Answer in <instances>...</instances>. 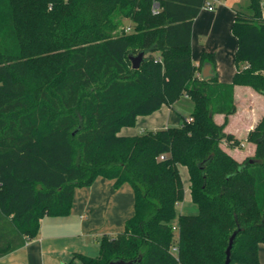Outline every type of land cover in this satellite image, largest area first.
Listing matches in <instances>:
<instances>
[{"label":"trees","instance_id":"trees-1","mask_svg":"<svg viewBox=\"0 0 264 264\" xmlns=\"http://www.w3.org/2000/svg\"><path fill=\"white\" fill-rule=\"evenodd\" d=\"M207 0H0V213L27 240L44 217H67L77 188L98 177L128 183L135 214L101 256L68 264H259L264 244V114L249 132L255 153L222 146L237 112L235 87L264 96L263 0L235 10L236 72L203 80L215 54L192 59L195 19ZM158 7V13L154 12ZM130 28V31H128ZM145 52L133 69L131 56ZM216 73V72H215ZM187 96L191 122L121 136L139 116ZM215 115H224L223 123ZM164 156V159L162 158ZM187 167L196 215H180ZM176 249V251H175ZM14 247L0 248V257Z\"/></svg>","mask_w":264,"mask_h":264},{"label":"crops","instance_id":"crops-1","mask_svg":"<svg viewBox=\"0 0 264 264\" xmlns=\"http://www.w3.org/2000/svg\"><path fill=\"white\" fill-rule=\"evenodd\" d=\"M246 3V0H220V4L214 11L204 8L194 21L193 63L195 66L200 65L203 52L214 53L215 72L218 81L222 84H230L236 72L235 53L238 41L232 27L235 21V10ZM235 98L237 112L229 117L226 132L233 134L242 143L239 147L229 145L228 148H223L238 161H242L255 153L256 145L248 142L247 136L264 114V96L249 87L236 86ZM181 100H189V98L185 96ZM181 100L173 106L163 105L149 116H139L134 127L122 128L119 135L133 136L147 130L156 131L182 125L179 121L180 113L176 109L178 104L180 106L184 104ZM256 104L261 108L259 106L258 108ZM259 109L261 112L258 120L251 124L254 120L251 116L254 117ZM215 120L223 123L224 115H215ZM181 167L179 168L182 176L183 168ZM134 214L135 193L132 186L126 183L116 188L114 180L98 177L92 185L75 190L69 216L44 217L39 235L33 240H27L25 236L17 232L10 224L11 220L4 221L0 213V248L14 247L13 251L0 257V261L13 258L16 261L34 264L36 260L39 262L44 257L46 251L64 243L63 251H61L64 254L58 257L54 255L51 263L66 264L64 263L65 253L69 254L71 250L68 246L69 242H73L79 251L82 250L79 246L82 241L84 244L87 241L94 243L93 241L97 242L105 235L116 236L124 231L126 222ZM259 264H264V244L259 245Z\"/></svg>","mask_w":264,"mask_h":264},{"label":"rangeland","instance_id":"rangeland-1","mask_svg":"<svg viewBox=\"0 0 264 264\" xmlns=\"http://www.w3.org/2000/svg\"><path fill=\"white\" fill-rule=\"evenodd\" d=\"M246 2H248V0H246ZM212 11H214V10H212ZM263 16H264V0H263ZM181 101H184V104H182L181 106L178 104L176 109L180 113V115H179L180 120L179 121L181 123H183L185 121V119H187V120L190 119V117L192 115L191 112L193 111V102L190 99L189 100H181ZM256 106H257V104H256ZM258 106L260 107V105H258ZM260 112H261V110L259 109L258 112H256L254 114V117H253V115L251 116L252 117L251 119H254V120H252L251 124H254L255 121L258 120ZM229 145L230 144L227 141L222 142V146L224 148H228ZM181 168H183L182 169V181H183V184L185 187L186 194H185L184 201L177 206V214H176V217H175L174 222H173L176 229L178 228L180 215H196L199 213L198 205L193 202L192 197L190 196V188H189L190 187V181H189L188 169L185 166H182ZM100 240H101V238H100ZM99 241H97V242L93 241L94 243L87 241L85 244L82 241L79 245L82 250H79V251L76 249L75 244L73 242H69L68 246L71 248V250H69V254L67 251H65L67 253H65L66 260L64 263H66V264L70 263L71 261L74 260V257L76 255H83V256L92 257V258H99L101 256V247H100L101 241L100 242ZM63 244H59V246L52 247L50 250L46 251L44 253V257L41 258L39 260V262H37V260H36V262L34 264H36V263L37 264H52L51 260H52V257L54 255L56 257H58V256H62V254H64L61 252V251H63V247H64ZM0 264H28V263L22 262V261L21 262L16 261V259H13V258L12 259L5 258L2 261H0ZM75 264H81V263L78 261V259H76Z\"/></svg>","mask_w":264,"mask_h":264},{"label":"water","instance_id":"water-1","mask_svg":"<svg viewBox=\"0 0 264 264\" xmlns=\"http://www.w3.org/2000/svg\"><path fill=\"white\" fill-rule=\"evenodd\" d=\"M145 55H146L145 52H140L139 54L130 57L133 69H136V70L140 69V67L145 62ZM215 76H216V73L214 71L213 65L210 62H206L202 67L201 78L203 80H208V79L215 78ZM238 231L239 230H237L230 238L229 246L226 250L225 264H231L232 248H233L234 240H235V237H236ZM109 264H135V263L134 262H125V261L119 260V261H112Z\"/></svg>","mask_w":264,"mask_h":264},{"label":"built area","instance_id":"built-area-1","mask_svg":"<svg viewBox=\"0 0 264 264\" xmlns=\"http://www.w3.org/2000/svg\"><path fill=\"white\" fill-rule=\"evenodd\" d=\"M218 4H220V0H207V5H206L205 9H208V10H211V11L212 10H215L216 9V6ZM154 12L155 13H158L159 12L158 11V7H155ZM128 31H130V28H128ZM192 120L193 119L190 118V119L187 120V122H191ZM162 158L164 159V156H162ZM175 251H176V249H175Z\"/></svg>","mask_w":264,"mask_h":264}]
</instances>
